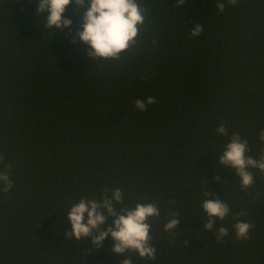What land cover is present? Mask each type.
<instances>
[{
  "label": "trees",
  "instance_id": "16d2710c",
  "mask_svg": "<svg viewBox=\"0 0 264 264\" xmlns=\"http://www.w3.org/2000/svg\"><path fill=\"white\" fill-rule=\"evenodd\" d=\"M216 2L142 0L151 11L137 45L93 61L71 42L87 5L65 10L71 29L50 32L36 0H0V171L13 184L0 191V264H120L128 255L133 264H264V173L251 169L254 184L242 189L235 170L217 164L233 132L247 155L264 148V0H225L222 13ZM196 23L203 32L190 37ZM149 96L156 103L137 110ZM221 123L228 136L215 132ZM105 188L121 189L117 209L157 204L155 260L120 257L110 237L95 248L65 236V212ZM208 198L230 208L214 226L228 228L220 241L202 226ZM176 212L177 229L165 231ZM237 219L254 225L249 239H236Z\"/></svg>",
  "mask_w": 264,
  "mask_h": 264
},
{
  "label": "clouds",
  "instance_id": "9594fccd",
  "mask_svg": "<svg viewBox=\"0 0 264 264\" xmlns=\"http://www.w3.org/2000/svg\"><path fill=\"white\" fill-rule=\"evenodd\" d=\"M186 0H175V7L185 4ZM227 4L236 5L239 0H226ZM80 29L76 31L75 38L87 45L86 56L96 60H119L122 54L133 49L137 45V38L145 27L147 14L151 9L147 8L142 0H36V15L44 18V27L52 31L71 29L72 20L64 16L65 10L72 6L83 8ZM215 7L218 12L225 10V0H217ZM46 14V15H45ZM203 32V26L199 23L193 25L190 37H197ZM155 43V41H153ZM156 103L154 97L144 100L137 99L135 107L139 111H145L148 105ZM215 132L220 136H228L229 130L221 123ZM259 140L264 144V129H261ZM250 151L248 142L243 140L239 133L233 132L229 142L224 145L222 153L217 157V164L225 169H234L239 177L240 187L249 189L254 184V174L251 169L264 173V148L260 149L259 158L247 155ZM3 156L0 155V162ZM10 169L11 165H6ZM217 181L219 177L215 178ZM13 184L9 171H0V191L8 192ZM251 194V193H249ZM212 197L211 192L204 194ZM258 195V194H257ZM170 203H175L172 201ZM123 204L121 189L111 191L107 188L102 190L99 200L80 198L65 212L70 232L65 236L73 241L89 238L95 248H99L106 237L114 242L111 251L120 257L126 253H136L139 258L147 260L156 259V248L152 245L150 218L159 217L160 212L157 204L146 202L136 203L133 207H120ZM201 208L207 216L203 228L216 236L218 241L229 235L227 227H214L217 220L223 221L230 214L229 205L223 199L208 198L201 202ZM174 213L164 225L165 231L177 229L178 220ZM243 211L236 214L242 216ZM112 218V225L103 228L107 219ZM237 240L249 239V232L254 225L237 219L232 225ZM120 264H133L130 255L120 260Z\"/></svg>",
  "mask_w": 264,
  "mask_h": 264
}]
</instances>
